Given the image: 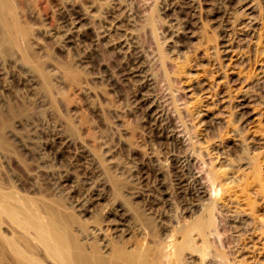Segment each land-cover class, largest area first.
<instances>
[{"label":"rangeland","instance_id":"rangeland-1","mask_svg":"<svg viewBox=\"0 0 264 264\" xmlns=\"http://www.w3.org/2000/svg\"><path fill=\"white\" fill-rule=\"evenodd\" d=\"M263 153L264 0H0V201L72 254L264 264ZM14 221L0 264H59Z\"/></svg>","mask_w":264,"mask_h":264},{"label":"bare ground","instance_id":"bare-ground-1","mask_svg":"<svg viewBox=\"0 0 264 264\" xmlns=\"http://www.w3.org/2000/svg\"><path fill=\"white\" fill-rule=\"evenodd\" d=\"M246 8L247 10H250V7L246 4ZM245 138V137H244ZM264 154V153H263ZM256 157V155H255ZM254 157V158H255ZM259 157H257L258 160ZM260 159V158H259ZM255 162V165L253 167V171L252 174L255 175V181L256 183H260L261 182V171L259 170V161ZM251 161V160H250ZM255 161V159H254ZM261 161L263 162L264 160ZM250 166V165H249ZM253 166V165H252ZM261 167V166H260ZM261 169V168H260ZM261 173H260V172ZM249 172V171H248ZM248 174H251L250 172ZM251 174V175H252ZM248 176V175H247ZM246 176V177H247ZM250 176V175H249ZM217 180V179H216ZM252 181V180H251ZM254 181V179H253ZM242 182H244L242 180ZM252 183V182H251ZM237 184H241V183H237ZM243 184V183H242ZM253 184V183H252ZM249 185H251L249 183ZM248 185V186H249ZM239 186V185H238ZM236 186V187H238ZM245 186V185H244ZM243 186V187H244ZM252 186V185H251ZM256 186V185H255ZM253 186V187H255ZM260 187V186H259ZM256 188V187H255ZM223 189V188H222ZM244 188H242L241 193L245 192L243 191ZM250 189V188H248ZM257 189V188H256ZM258 190V189H257ZM261 190H264V187H262L261 184ZM247 193V192H245ZM260 193V192H259ZM257 193V194H259ZM260 195V194H259ZM261 196V195H260ZM262 197V196H261ZM250 200V199H249ZM253 200V199H252ZM246 201V200H245ZM248 201V199H247ZM252 202V201H251ZM249 201V203H251ZM247 203V202H246ZM253 203V202H252ZM250 205V204H249ZM251 207V205H250ZM253 207H255L253 205ZM0 208L1 211H3L4 213H7L12 220H21V224L24 226V228H32L35 232V236L38 240V242H40L45 248L46 251L48 252V254L50 255V257L54 258L59 264H77L78 260H81L83 264H93L92 261L90 260V258H85L82 256H78V255H74L72 254L69 250L70 249H76L73 245L72 239L71 237H69L66 233H65V229L62 226V224H60L59 222L56 221L54 213L50 212L48 218L46 221L39 219V218H30L29 216H25L24 214H22L19 209H17L14 206L11 205H7L5 203H2V201H0ZM253 210V208H252ZM256 210V209H255ZM252 215V214H251ZM206 217V216H205ZM15 222V221H14ZM208 223V222H206ZM203 224V223H202ZM257 224V223H256ZM201 226V225H199ZM23 228V227H22ZM262 229V227H261ZM193 230V229H192ZM198 232H200L198 230ZM264 232V231H262ZM30 235V233H29ZM32 235V234H31ZM187 237V236H186ZM205 241V239H204ZM8 244V243H7ZM30 245V244H29ZM32 245V244H31ZM30 245V246H31ZM192 247V246H191ZM205 248V247H204ZM16 251V250H14ZM23 260V259H22ZM135 261V260H133ZM137 261V260H136ZM136 263V262H135ZM143 263V262H142ZM102 264H107L105 262H103ZM138 264V263H137ZM140 264V262H139Z\"/></svg>","mask_w":264,"mask_h":264}]
</instances>
